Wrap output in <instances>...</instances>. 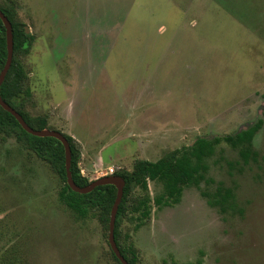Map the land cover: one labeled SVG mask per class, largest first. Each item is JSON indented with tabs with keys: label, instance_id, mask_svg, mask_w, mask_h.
<instances>
[{
	"label": "rangeland",
	"instance_id": "rangeland-1",
	"mask_svg": "<svg viewBox=\"0 0 264 264\" xmlns=\"http://www.w3.org/2000/svg\"><path fill=\"white\" fill-rule=\"evenodd\" d=\"M10 4L35 37L23 58L25 110L79 141L91 181L262 122L256 162L223 141L207 159L212 181L160 207L162 186L149 180L151 219L136 231L127 217L121 228L138 264H264V0H0ZM220 183L236 211L202 194ZM63 185L0 134V264H118L109 229L66 207Z\"/></svg>",
	"mask_w": 264,
	"mask_h": 264
},
{
	"label": "trees",
	"instance_id": "trees-1",
	"mask_svg": "<svg viewBox=\"0 0 264 264\" xmlns=\"http://www.w3.org/2000/svg\"><path fill=\"white\" fill-rule=\"evenodd\" d=\"M0 10L10 19L14 30V58L2 85V96L24 117L29 125L44 129L48 122V116L33 117L25 110L32 94L27 84L28 73L23 58L30 53L35 37L29 34L25 24L17 19L13 5H0ZM6 60V28L0 18V73ZM261 123L260 121L249 129L240 131L236 135H226L224 138L210 139L199 136L190 147L168 151L156 161L138 159L131 170L120 169L113 173L122 176L126 181L124 196L117 214L115 236L122 254L130 263L138 264L139 256L134 242L131 241V235L129 232L124 234L121 225L123 220L128 217L130 222H137L134 226V230L137 231L151 219L153 200L149 190V180L158 181L162 186L161 193L154 198L156 205L161 207L180 202L184 187L191 185L200 187L203 181H212L206 177L209 169L207 159L215 154L217 146L223 141L233 148H239L240 155L246 164L251 160L256 162L259 154L252 149V141ZM0 134L16 137L24 148L35 153L55 169L64 182L59 191V198L66 207L82 218L97 217L109 229L111 211L118 192L115 185H101L87 194L72 190L67 182L66 154L62 142L54 137H38L30 134L15 116L1 105ZM64 135L68 138L72 148L73 178L78 185L86 186L91 183V180L82 173L80 167V143L75 137L66 133ZM136 189H141L142 192L136 194ZM202 194L208 197L211 206L218 207L223 213L237 210L236 195L232 188L220 183L216 192L209 193L203 190ZM111 254L118 264H122L112 248ZM6 264H10V262Z\"/></svg>",
	"mask_w": 264,
	"mask_h": 264
},
{
	"label": "water",
	"instance_id": "water-1",
	"mask_svg": "<svg viewBox=\"0 0 264 264\" xmlns=\"http://www.w3.org/2000/svg\"><path fill=\"white\" fill-rule=\"evenodd\" d=\"M0 18L2 19L5 25L6 36H7V60H6V64L3 70L0 73V105L6 111L14 115L16 119L19 121V123L22 125V127L30 134L34 136H38V137H54L62 142L65 148V154H66L67 182L72 190H74L75 192L82 193V194H87V193L92 192L96 187L101 186V185L112 184L117 187L118 189L117 197H116V200L114 202V205L111 211L108 242L112 250L114 251L115 255L121 261L122 264H132L122 254L117 244L116 236H115L117 214H118L119 206L124 196V188L126 185L125 179L120 175L110 174V175H105L103 177L97 178L91 181V183L86 186L78 185L73 178V174L71 170L72 157H73L72 148H71L68 138L64 135V133L59 132L57 130L48 129V128L35 129L31 125H29V123L24 119V117L11 104H9L7 101L4 100L2 96V85L11 68L13 58H14V30H13L12 22L2 10H0ZM27 31L29 30L27 29Z\"/></svg>",
	"mask_w": 264,
	"mask_h": 264
}]
</instances>
